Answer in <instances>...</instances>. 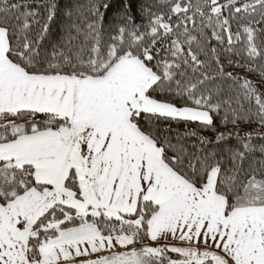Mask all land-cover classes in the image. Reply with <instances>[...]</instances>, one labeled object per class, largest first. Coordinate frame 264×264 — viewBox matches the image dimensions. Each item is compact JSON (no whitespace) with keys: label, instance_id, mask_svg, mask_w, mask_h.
Returning a JSON list of instances; mask_svg holds the SVG:
<instances>
[{"label":"snow or ice","instance_id":"obj_1","mask_svg":"<svg viewBox=\"0 0 264 264\" xmlns=\"http://www.w3.org/2000/svg\"><path fill=\"white\" fill-rule=\"evenodd\" d=\"M0 264H264V0H0Z\"/></svg>","mask_w":264,"mask_h":264},{"label":"trees","instance_id":"obj_2","mask_svg":"<svg viewBox=\"0 0 264 264\" xmlns=\"http://www.w3.org/2000/svg\"><path fill=\"white\" fill-rule=\"evenodd\" d=\"M252 127H254V128H255V127H257V126H256V125H252Z\"/></svg>","mask_w":264,"mask_h":264},{"label":"rangeland","instance_id":"obj_3","mask_svg":"<svg viewBox=\"0 0 264 264\" xmlns=\"http://www.w3.org/2000/svg\"><path fill=\"white\" fill-rule=\"evenodd\" d=\"M175 258V257H174Z\"/></svg>","mask_w":264,"mask_h":264}]
</instances>
